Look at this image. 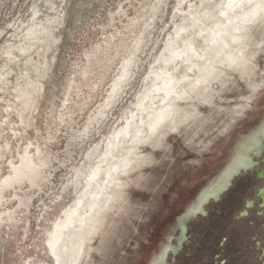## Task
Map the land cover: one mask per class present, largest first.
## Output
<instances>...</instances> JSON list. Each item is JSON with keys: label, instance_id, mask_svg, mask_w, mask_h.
<instances>
[{"label": "rangeland", "instance_id": "1", "mask_svg": "<svg viewBox=\"0 0 264 264\" xmlns=\"http://www.w3.org/2000/svg\"><path fill=\"white\" fill-rule=\"evenodd\" d=\"M263 115L264 0H0V264H145Z\"/></svg>", "mask_w": 264, "mask_h": 264}, {"label": "flooded vegetation", "instance_id": "2", "mask_svg": "<svg viewBox=\"0 0 264 264\" xmlns=\"http://www.w3.org/2000/svg\"><path fill=\"white\" fill-rule=\"evenodd\" d=\"M251 141L239 138L226 166L202 187L195 185L198 191L175 218L177 235L160 240L145 264H164L172 246L178 250L168 252L173 258L167 264H264V140L259 146ZM244 160L245 167L228 181L226 170ZM183 214H195L185 228Z\"/></svg>", "mask_w": 264, "mask_h": 264}, {"label": "bare ground", "instance_id": "3", "mask_svg": "<svg viewBox=\"0 0 264 264\" xmlns=\"http://www.w3.org/2000/svg\"><path fill=\"white\" fill-rule=\"evenodd\" d=\"M256 99V98H255ZM256 101V100H255ZM256 108H259V107H256ZM257 116V115H256ZM259 117V116H258ZM260 121L258 122V124H260V126L259 127H256V126H253V125H251L250 126V128L247 130V132L246 133H244V135H242L241 134V139L242 138H248V136L249 137H251V144H253V145H255V144H257V146H259V144H260V142L264 139V115L263 116H260ZM250 131V132H249ZM250 133V135H247V134H249ZM240 136V135H239ZM230 151V150H229ZM225 152V151H224ZM233 152H231V154H232ZM227 158V157H226ZM225 158V159H226ZM226 162V161H225ZM224 162V163H225ZM200 164V163H199ZM245 164H246V162H245V160L240 164V165H237V166H235V165H233L232 164V166H235L233 169H229V170H226V172H230L231 171V175H229L228 174V176H227V180L229 181V179L231 178V176H233L235 173H237V171H238V169L240 168V167H245ZM226 166V164H224V167ZM225 171V170H224ZM223 171V172H224ZM196 189V188H195Z\"/></svg>", "mask_w": 264, "mask_h": 264}, {"label": "water", "instance_id": "4", "mask_svg": "<svg viewBox=\"0 0 264 264\" xmlns=\"http://www.w3.org/2000/svg\"><path fill=\"white\" fill-rule=\"evenodd\" d=\"M264 140V139H263ZM262 140V141H263ZM261 157H264V155H261ZM257 160V159H256ZM241 170V167L238 169V171H237V173H235V174H238L239 173V171ZM216 194V193H215ZM198 210H200V206L197 208V210L196 211H198ZM194 215L195 214H183V216H181V217H179V220H180V222H181V224H182V226L185 228L186 227V224H187V222L190 220V219H192L193 217H194ZM185 231V230H184ZM177 251L178 249L175 247V246H172V248H169V250L167 251V253L165 254V258H164V261H165V263L164 264H167V261H166V257H167V254H168V252L169 251ZM184 253V252H183ZM183 256V254L181 255V257ZM182 259V258H181Z\"/></svg>", "mask_w": 264, "mask_h": 264}]
</instances>
